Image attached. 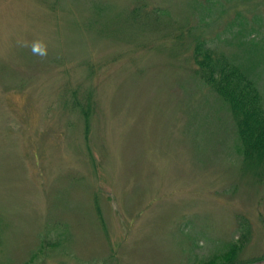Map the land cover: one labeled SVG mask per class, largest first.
Listing matches in <instances>:
<instances>
[{
  "label": "rangeland",
  "instance_id": "rangeland-1",
  "mask_svg": "<svg viewBox=\"0 0 264 264\" xmlns=\"http://www.w3.org/2000/svg\"><path fill=\"white\" fill-rule=\"evenodd\" d=\"M256 15L264 0H0V264H218L242 222L237 263L264 264V163L192 59L199 38L238 58L264 99ZM72 97L92 100L86 134Z\"/></svg>",
  "mask_w": 264,
  "mask_h": 264
},
{
  "label": "trees",
  "instance_id": "trees-1",
  "mask_svg": "<svg viewBox=\"0 0 264 264\" xmlns=\"http://www.w3.org/2000/svg\"><path fill=\"white\" fill-rule=\"evenodd\" d=\"M256 18L264 26V15L261 20L258 15H256ZM239 21L242 23L239 32L247 31L250 33L251 29H246L243 17ZM257 43L254 42V44ZM259 46L260 44H257L256 50L264 53V50L259 48ZM192 54V59H194L196 64L194 73H196L197 79L201 80L217 97L222 99L230 110L239 140L237 149L242 160L248 168L263 164L264 99L255 79L248 71L249 67L244 65L242 61L238 62L237 57H234L235 59L237 58V61H234L233 58H229L223 53L216 55L213 49L207 45L205 40L200 38L198 39V42L195 43V46L192 49ZM258 55L262 54L258 53ZM70 103V106L78 108L77 110L82 115L84 119V133L86 134L90 126L89 113L92 110V100L86 98V101L82 102L78 97H72ZM89 157L93 160V155L90 150ZM94 168L97 170L96 166H94ZM96 201L97 199L95 202ZM95 205L96 213L99 216H102L100 207L97 206V203H95ZM56 226H62V224L58 223L55 226H52L51 229ZM241 227L243 232H245L244 236L236 241L227 243L225 250H223L218 256L216 255L215 259L213 258V261H217L218 264H238L237 262L239 259L238 256H236V253L239 248L245 244V241L249 239V234L247 233L248 227L243 222L241 223ZM66 231H68V229L67 227H64V234ZM45 238L48 239L46 236ZM45 241L47 244L50 242L49 240ZM53 246L58 247L59 245L53 244ZM257 259L260 258L257 257L249 261L252 262Z\"/></svg>",
  "mask_w": 264,
  "mask_h": 264
},
{
  "label": "clouds",
  "instance_id": "clouds-1",
  "mask_svg": "<svg viewBox=\"0 0 264 264\" xmlns=\"http://www.w3.org/2000/svg\"><path fill=\"white\" fill-rule=\"evenodd\" d=\"M21 47H29L33 55L47 56V45L41 41H33L29 44H22Z\"/></svg>",
  "mask_w": 264,
  "mask_h": 264
}]
</instances>
